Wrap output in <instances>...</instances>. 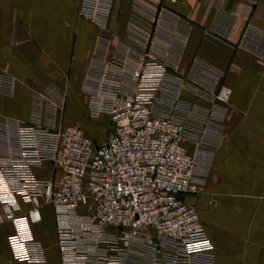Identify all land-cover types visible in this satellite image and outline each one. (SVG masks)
Listing matches in <instances>:
<instances>
[{"label":"crops","instance_id":"obj_1","mask_svg":"<svg viewBox=\"0 0 264 264\" xmlns=\"http://www.w3.org/2000/svg\"><path fill=\"white\" fill-rule=\"evenodd\" d=\"M81 3L0 0V74L11 77L14 86L12 94L0 95V154L9 151L18 125H86L89 93L104 64L122 62L130 69L135 54L147 55L166 73L156 104L182 99L195 107L190 119L195 110L214 115L212 130L200 136V191L184 198L198 210L214 264H264V59L237 45L247 22L264 29V0H113L105 29L79 14ZM221 10L235 19L228 38L210 32ZM201 77L230 86L229 102L218 106L197 97L190 81ZM63 94L61 113L56 103ZM192 120L187 124L193 126ZM205 122L197 127L205 129ZM96 128L89 134L100 141L102 127ZM187 147L194 150L191 142ZM35 173L46 180L53 171L44 162ZM47 205L51 225L43 207L32 233L46 264H63L53 207ZM12 231L10 222L0 224V264H12ZM152 236L143 232L124 264H154L158 253L145 248ZM106 246L100 248L115 253ZM85 264L102 263L87 256Z\"/></svg>","mask_w":264,"mask_h":264},{"label":"built area","instance_id":"obj_2","mask_svg":"<svg viewBox=\"0 0 264 264\" xmlns=\"http://www.w3.org/2000/svg\"><path fill=\"white\" fill-rule=\"evenodd\" d=\"M112 5L113 0H82L79 14L105 29ZM234 25V16L221 10L210 32L228 38ZM237 45L264 59V30L245 24ZM134 58L130 69L122 62L105 63L90 90L88 112L109 119L104 139L73 124L15 127L9 151L0 154V224L13 226L12 264H46L31 229L41 222L46 204L53 207L63 264H85L87 256L96 263L124 264L143 232L153 233L145 248L158 253L154 264H214L198 210L184 199L198 194L202 183L201 137L185 121L190 103L156 104L166 73L147 55ZM13 87V79L0 74V95L12 94ZM230 93L220 86L215 98L225 102ZM56 106H64L60 95ZM44 162L53 174L42 183L35 168ZM101 244L115 253L109 255Z\"/></svg>","mask_w":264,"mask_h":264},{"label":"rangeland","instance_id":"obj_3","mask_svg":"<svg viewBox=\"0 0 264 264\" xmlns=\"http://www.w3.org/2000/svg\"><path fill=\"white\" fill-rule=\"evenodd\" d=\"M247 23H252V22H247ZM246 23V24H247ZM254 24V23H252ZM255 25V24H254ZM257 26V25H255ZM258 28H261L259 26H257ZM262 29V28H261ZM264 30V29H262ZM252 53V52H251ZM206 75H208L209 73H205ZM213 75L217 76V73H212ZM221 74V73H219ZM216 78L214 77H205V78H200V79H196V78H193V81L191 80L190 83L193 84L195 86V95L199 98H201L203 101H205V103H215L217 104L218 106L219 105H222L224 103H227L229 102L230 100V97H231V93H232V89L230 86H228L227 84L225 83H218L217 85L215 84L216 82ZM194 82H197L196 84ZM220 86H225V87H228L231 89V93L229 95V98L227 101L225 102H222V101H219L215 98L216 96V93H217V90ZM62 98H65V95H61ZM65 100V99H64ZM159 107V106H158ZM195 108V107H194ZM193 108V109H194ZM193 109H192V112H193ZM220 109V108H219ZM218 109V110H219ZM61 113H64L65 111V103H64V106L63 108L61 109ZM196 111V115L193 116L194 119H190V117H186L185 121L189 122V120H192L193 122V126L192 129L194 131V134L197 135L198 137L200 136H204V133L208 132L209 128L213 127L212 124H210V121L212 119H214V115L212 113H210L211 111H209L208 109H203V110H195ZM87 114H88V120H87V124L86 125H81L80 123L78 122H73L74 125L80 127L81 129H83L84 131H86L87 133H92V131H99V128H96L97 125H100L102 128L100 129L101 134H100V137L101 136H104L106 137V135L108 134V128L110 127V123H109V119H108V116L106 114H99V115H91L88 110H87ZM190 113H188L189 115ZM64 115V114H63ZM200 115V116H199ZM102 116V117H101ZM205 118V119H204ZM207 120L206 123V126H205V129L203 128H199L197 127V125L199 126L201 123H204V121ZM99 123V124H98ZM97 124V125H96ZM204 125V124H203ZM212 130V128H211ZM47 179V178H46ZM49 179V178H48ZM39 180L43 183L45 182L46 180H43V179H40ZM45 207V211H48V217L46 219L48 225H51V213L49 210L48 205H44ZM89 214H92L91 212ZM112 230V228H111ZM41 244V243H40ZM42 246V244H41ZM43 247V246H42Z\"/></svg>","mask_w":264,"mask_h":264}]
</instances>
